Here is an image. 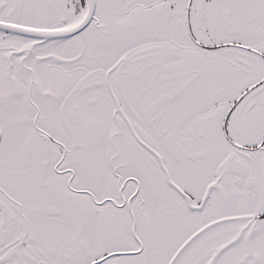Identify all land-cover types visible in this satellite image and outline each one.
I'll list each match as a JSON object with an SVG mask.
<instances>
[{"label":"snow or ice","instance_id":"6c2138e0","mask_svg":"<svg viewBox=\"0 0 264 264\" xmlns=\"http://www.w3.org/2000/svg\"><path fill=\"white\" fill-rule=\"evenodd\" d=\"M0 264H264V0H0Z\"/></svg>","mask_w":264,"mask_h":264}]
</instances>
